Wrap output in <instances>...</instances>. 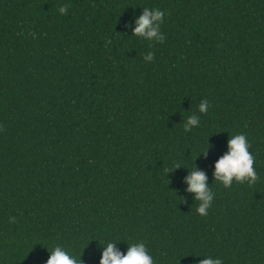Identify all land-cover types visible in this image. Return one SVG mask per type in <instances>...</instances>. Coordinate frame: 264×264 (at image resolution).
Masks as SVG:
<instances>
[{"label": "trees", "instance_id": "obj_1", "mask_svg": "<svg viewBox=\"0 0 264 264\" xmlns=\"http://www.w3.org/2000/svg\"><path fill=\"white\" fill-rule=\"evenodd\" d=\"M142 7L165 12L163 43L125 28ZM236 133L257 180L225 188L212 166ZM193 163L206 216L184 191ZM112 238L154 264H264V0H0V264L57 244L98 264Z\"/></svg>", "mask_w": 264, "mask_h": 264}, {"label": "clouds", "instance_id": "obj_2", "mask_svg": "<svg viewBox=\"0 0 264 264\" xmlns=\"http://www.w3.org/2000/svg\"><path fill=\"white\" fill-rule=\"evenodd\" d=\"M57 12L60 15H65L68 12V5H59ZM164 15L165 12L160 8L142 7V12L134 16L130 22H126L125 28L131 27L130 36H136L151 43H163L165 37L164 33L160 31V26L163 23ZM152 59L153 52L151 50L143 55L144 61L150 62ZM209 107V101L201 98L197 105V111L200 114H204L208 111ZM199 123V116L193 113L184 119L183 129L185 132L190 131L198 127ZM208 137L206 147L200 151V154L204 156L207 155V149L210 147ZM249 148L250 144L245 134L236 133L229 135L226 141L227 150L213 162V181H216L225 188L230 187L233 182L253 184L257 180V174L253 167L254 157ZM181 165L176 164L171 169L180 167ZM187 169V174L183 177L184 191L191 193L192 201L197 202L195 212L200 216H206L215 195L211 187L212 183H208L206 172L197 168L195 163H193L191 170ZM164 171L166 175L170 170L165 169ZM13 219L14 217H9V222H12ZM121 240L124 239L112 238L99 242L102 247L100 248L98 264H154L153 256L143 241L127 242V247L122 252L117 246ZM47 250L49 255L44 264H83L81 260L82 251L77 257L59 244L54 245L51 249L47 248ZM193 256L202 257L195 264H223L220 257L200 254Z\"/></svg>", "mask_w": 264, "mask_h": 264}]
</instances>
